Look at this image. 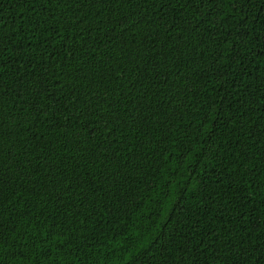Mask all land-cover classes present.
<instances>
[{
	"label": "trees",
	"instance_id": "1",
	"mask_svg": "<svg viewBox=\"0 0 264 264\" xmlns=\"http://www.w3.org/2000/svg\"><path fill=\"white\" fill-rule=\"evenodd\" d=\"M0 264H264V0H0Z\"/></svg>",
	"mask_w": 264,
	"mask_h": 264
}]
</instances>
